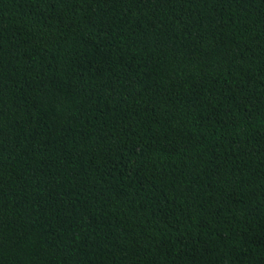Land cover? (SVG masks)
Wrapping results in <instances>:
<instances>
[{"label": "trees", "instance_id": "obj_1", "mask_svg": "<svg viewBox=\"0 0 264 264\" xmlns=\"http://www.w3.org/2000/svg\"><path fill=\"white\" fill-rule=\"evenodd\" d=\"M0 264H264V0H0Z\"/></svg>", "mask_w": 264, "mask_h": 264}]
</instances>
